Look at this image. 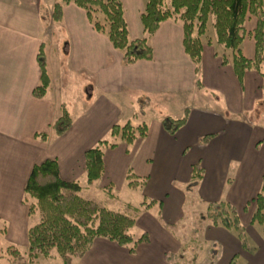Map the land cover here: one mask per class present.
Returning <instances> with one entry per match:
<instances>
[{"label":"crops","instance_id":"0c3cea01","mask_svg":"<svg viewBox=\"0 0 264 264\" xmlns=\"http://www.w3.org/2000/svg\"><path fill=\"white\" fill-rule=\"evenodd\" d=\"M60 1L0 0V220L6 226L4 236L12 243L23 238L27 243L24 185L34 164L53 158L64 180L79 183L84 178L86 187L103 180L101 187L139 188L150 199L139 206L133 226L139 229L138 236L147 233L149 242L131 253L126 246L97 237L77 264H174L167 255L182 252L180 239L195 226L185 229L184 188L200 198L204 211L209 203L219 201L232 205L238 215L249 206L253 211L252 199L264 174V142L258 131L254 133L258 122L252 118L264 99V63L261 73L247 70L239 83L231 64H222L221 54L229 58V51L214 39L202 41L198 86L195 65L183 48L182 25L168 19L149 38L152 59L125 65L122 53L73 2L63 5L60 20L52 19L53 6ZM121 1L129 38H142L146 0ZM251 33L241 44L249 59L255 55ZM40 47L50 86L44 97L36 98L32 91L40 82ZM61 105L72 123L56 135L52 125L61 114ZM182 108L187 111L186 123L169 134L162 127L164 115L157 111ZM150 112L154 118L147 124L146 136L132 143L116 140L115 147H105L102 175L88 183L85 151L109 138L113 124L132 121L136 125ZM38 133H45L46 139L41 140ZM195 163H200L203 172L198 183L191 185ZM129 171L142 183L130 187ZM145 204L149 206L144 208ZM198 226L193 238L215 245L214 257L221 254L223 264L232 259L237 264L243 257L248 264H264V239L259 231L258 238L251 236L256 246L246 251L233 230L214 226L209 219L199 221Z\"/></svg>","mask_w":264,"mask_h":264},{"label":"trees","instance_id":"16d2710c","mask_svg":"<svg viewBox=\"0 0 264 264\" xmlns=\"http://www.w3.org/2000/svg\"><path fill=\"white\" fill-rule=\"evenodd\" d=\"M69 2L85 10L94 29L105 33L112 46L122 53L125 65L152 59L153 50L149 38L161 22L168 19L176 20L182 25L183 48L195 65L196 84L200 86L201 36L206 31L209 17H212L216 40L224 50L229 51V58L228 55L221 54L222 64H231L239 83H242L247 70L255 69L261 73V66L264 63V0H146L141 14L144 35L135 40L128 36L121 0H61L53 6L52 19L60 20L63 5ZM248 16L256 17V25L251 33L255 48L253 59L245 57L241 50L242 41L246 36L245 23ZM38 63L40 82L32 94L36 98H42L50 86L43 47H40L38 53ZM261 75L264 76V72ZM186 120L187 111L181 118L164 116L161 123L164 130L173 135L185 125ZM71 123L72 117L65 106L61 105V114L52 125L55 134H63ZM147 130L145 122L136 125L131 121L113 124L109 130L111 139H100L84 153L87 182L91 183L102 175L105 147H115L116 140L132 143L138 138L145 137ZM36 135L41 140L47 137L45 133ZM202 172L200 163L192 165L191 185L198 183ZM126 179L130 187L142 183L131 171L128 172ZM80 189L77 181H67L60 177L56 159H45L33 165L24 185L23 198L24 203L28 199L34 200L28 205L29 215L35 210L40 213V221L27 231V250L31 258H37L39 255L49 257L50 251L55 249L63 264H73V258L82 257L97 237L126 246L131 253L139 244L149 242V236L145 232L138 237L129 233L140 211L139 207L127 205L126 212L111 210L95 200L80 196ZM152 202L154 201L149 204ZM252 203L254 207L250 224L259 225L260 235L264 238V174ZM145 206L144 208H147L149 205ZM203 219H209L214 226L221 225L233 230L242 248L246 251L251 248L238 212L232 205L223 201L209 203L201 221ZM198 229L199 226L196 224L191 234L195 235ZM8 251L18 256L16 249ZM182 255V252L168 254L167 259L178 264V259L183 257ZM195 258L196 255H193L192 259ZM229 264L236 262L232 259Z\"/></svg>","mask_w":264,"mask_h":264},{"label":"rangeland","instance_id":"374dc122","mask_svg":"<svg viewBox=\"0 0 264 264\" xmlns=\"http://www.w3.org/2000/svg\"><path fill=\"white\" fill-rule=\"evenodd\" d=\"M252 25V26H251ZM256 25V17L254 16H248L245 27H246V35L249 32L253 31V28ZM253 27V28H252ZM214 39V40H213ZM201 40L203 42H210L213 40L216 45H220L216 40V35L214 33L213 29V21L212 17H209L207 22V27L205 33L201 36ZM61 43H64L62 41ZM222 46V45H221ZM223 48V46H222ZM264 94V91H263ZM191 104V102H190ZM187 103L186 106L190 105ZM157 113L162 114L164 116H171L173 118H181L185 114V109L182 108L178 111H170V110H164L160 109L157 111ZM154 118V115L152 112L146 114L144 118L140 117L139 122H145L148 124L151 122V120ZM256 123L257 129L254 130V133L256 131L259 132V138H263L264 142V99L260 102V104L256 105V109L254 110L253 117H252ZM132 122V121H131ZM231 176V175H230ZM85 179H80L79 184H82V189L79 191V195L95 200L96 202L100 203V205L105 206L106 208H109L111 210L126 212L127 211V203L129 202L131 206H137L139 207L142 205L144 201L149 202L150 199L146 198L142 191L139 188L131 189L127 188V186L123 185L120 187L119 185H116L114 187H101L103 183V180H98L94 182L91 186L86 187L85 186ZM92 183V182H91ZM114 194V197L110 198L111 194ZM185 192V205L184 210L186 212V217L184 218V223L186 224V230H189L191 226H196V224H199V221H201V217L203 214H205V211L203 210L204 203L200 200V198L194 194H191L187 192V190L184 188ZM31 202H34V200H27V204L29 205ZM29 207H23L24 211H27ZM190 210V211H188ZM252 211V207L249 206L246 208L245 213H240V221L244 228H246L245 233L249 235V245L256 246L253 242L252 237H259L258 231L260 230L259 225H251L249 222L250 214ZM25 215V213H24ZM188 215L191 216L189 219ZM27 219V218H26ZM40 221V213L38 210H35L32 214L29 215L28 213V219L27 224L28 228L34 226ZM5 226L4 221L0 222V264H63L60 256L56 252L55 249H52L50 251L49 257H43L39 255L37 258H31L29 256V252L27 250L28 244L25 241V238L22 239V241L17 240L14 243L9 242L6 240L3 232V228ZM129 233L132 234L134 237L138 236L139 229L135 227H131L129 229ZM252 236V237H251ZM264 239V238H263ZM181 242L184 244V250L182 249L183 258H179V264H223L221 262V254H219V258L215 259L214 256H216L217 248L215 245H211V243H204L200 239L196 241V238H193L192 234H189L187 232L184 237H181ZM253 241V242H252ZM201 245V247H199ZM254 245V246H253ZM189 246V247H187ZM203 248V249H202ZM9 249H16L18 252V256H15L11 254L8 250ZM193 255H196V258L193 260ZM80 257H74L73 258V264H77V259ZM243 258L237 259V264H248V261H244Z\"/></svg>","mask_w":264,"mask_h":264}]
</instances>
